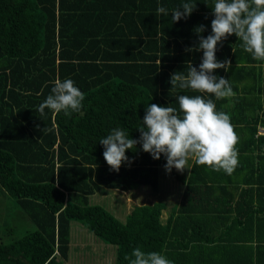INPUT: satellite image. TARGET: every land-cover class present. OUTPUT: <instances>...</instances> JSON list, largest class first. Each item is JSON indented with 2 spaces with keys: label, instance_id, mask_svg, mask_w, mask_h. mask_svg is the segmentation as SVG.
Returning a JSON list of instances; mask_svg holds the SVG:
<instances>
[{
  "label": "trees",
  "instance_id": "obj_1",
  "mask_svg": "<svg viewBox=\"0 0 264 264\" xmlns=\"http://www.w3.org/2000/svg\"><path fill=\"white\" fill-rule=\"evenodd\" d=\"M184 2L0 0V192L7 200L1 219L10 235L22 233L25 220L32 225L0 243V264H66L73 222L115 247L114 264H128L125 256L136 247L173 264H264V135L257 134L264 128V61L229 36L216 58L231 67L213 75L230 80L235 96L171 87L170 76L186 62L199 68L203 52L185 49L198 44L197 26L204 25L203 37L211 35L214 19L215 0H191V15L172 23ZM57 78L74 81L85 95L82 108L70 116L45 109L41 116L38 106ZM180 95H203L230 115L239 136L233 173L194 159L186 171L167 172L166 158L154 160L140 144L126 151L130 164L112 170L99 141L117 127L139 140L146 107L178 109ZM171 174L175 182L166 189ZM141 188L159 199L137 197ZM163 188L173 193L162 195ZM114 192L139 203L125 213L119 202L120 217L106 198L94 202Z\"/></svg>",
  "mask_w": 264,
  "mask_h": 264
},
{
  "label": "clouds",
  "instance_id": "obj_2",
  "mask_svg": "<svg viewBox=\"0 0 264 264\" xmlns=\"http://www.w3.org/2000/svg\"><path fill=\"white\" fill-rule=\"evenodd\" d=\"M195 8L196 4L191 0L182 3L172 11V23L187 19ZM156 12L168 15L163 6H158ZM212 12L211 35L203 37L204 25L197 26L194 31L198 44L185 49L186 52H203L199 68L186 62L184 71L170 76V84L180 90L210 94L216 99L230 98L235 96L230 80L213 75L218 69L227 72L231 67L230 60H217V45L235 35L246 53L254 60L264 61V0H215ZM84 99L85 95L72 79L61 81L57 78L51 93L39 104L37 111L41 116L45 115V109L54 113L63 111L65 116H70L80 112ZM177 100L178 109L157 104L146 107L141 126L136 129L140 133L139 140L131 139L126 129L113 128L99 141L104 147L106 164L114 171L122 164H130L125 153L140 144L142 151L154 160H159L161 155L166 158L167 172L173 168L182 172L187 169L189 159L194 158L195 163L213 171L232 174L239 163L236 148L239 136L230 115L217 111L215 102L203 95H180ZM125 260L128 264H173L165 255L145 252L140 247L133 249L130 256L126 255Z\"/></svg>",
  "mask_w": 264,
  "mask_h": 264
},
{
  "label": "rangeland",
  "instance_id": "obj_3",
  "mask_svg": "<svg viewBox=\"0 0 264 264\" xmlns=\"http://www.w3.org/2000/svg\"><path fill=\"white\" fill-rule=\"evenodd\" d=\"M173 181H174V175H166L165 176V187L166 189H171L173 187ZM175 182V181H174ZM150 190L148 188H141L137 192V197H144V200L149 201H157L159 198L156 196H152L150 193ZM4 192H0V243L4 242L7 243L9 240H12L13 237L16 239L22 237L25 233H23L25 230L31 229L32 225L29 224L27 220H25V224L20 226V229H22V233L16 232L12 233L13 237L9 234L7 231V228L4 224V222L1 219V210L4 204L3 199L5 200V197L3 195ZM162 195L163 194H172L171 192H165V188L161 190ZM107 202V206L109 209H111L116 216H120L117 211L120 209L119 202L125 203V213H128L129 210L132 208V206L136 203H139L137 201V198L131 197L129 193H108L107 196L105 194L103 195H96L94 198L95 203H101L104 201ZM7 203V200H5ZM12 210L10 209L9 204H6L5 213L9 214ZM121 217V216H120ZM72 243H71V254L70 258L67 261L66 264H112V261L115 256V247L110 246L108 244H104L100 240H95L89 233H86L82 231V225L80 223L73 222L72 224ZM81 225L80 228H76L75 226ZM82 231V232H81ZM77 232V233H76ZM23 234V235H20ZM76 234V235H75Z\"/></svg>",
  "mask_w": 264,
  "mask_h": 264
},
{
  "label": "crops",
  "instance_id": "obj_4",
  "mask_svg": "<svg viewBox=\"0 0 264 264\" xmlns=\"http://www.w3.org/2000/svg\"><path fill=\"white\" fill-rule=\"evenodd\" d=\"M259 127H261V126H259ZM259 127H258V128H259ZM263 135H264V134H263ZM193 159H194V158H192V159H190V160L192 161ZM187 169H188V167H187ZM187 169H185V171H186ZM183 171H184V170H183ZM183 171H182V172H183ZM175 191H178L179 193H180V191H181V190L178 188L177 185H176ZM230 191H231V192H234V193H238V192H239L238 189H235V188H233V189L230 188ZM107 195H108V194H105V196H107ZM237 196H238V195L236 194V195H235V199L237 198ZM178 199H179V195L176 193V194H175V200H178ZM176 206H177V205H175V207H176ZM169 207H170V205H168V208H169ZM75 227L78 228V229L80 228L79 225H78V226H75ZM18 229H20V228H18ZM76 233H77V232H76ZM75 235H76V234H75ZM110 246H111V245H110ZM114 260H115V256H114V259H113V261H112V264H114ZM81 264H82V263H81Z\"/></svg>",
  "mask_w": 264,
  "mask_h": 264
},
{
  "label": "built area",
  "instance_id": "obj_5",
  "mask_svg": "<svg viewBox=\"0 0 264 264\" xmlns=\"http://www.w3.org/2000/svg\"><path fill=\"white\" fill-rule=\"evenodd\" d=\"M257 134H258V135H259V134H264V128L259 127V128H258V131H257Z\"/></svg>",
  "mask_w": 264,
  "mask_h": 264
}]
</instances>
